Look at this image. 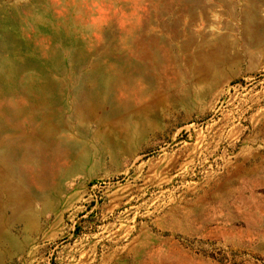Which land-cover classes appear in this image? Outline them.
I'll list each match as a JSON object with an SVG mask.
<instances>
[{
    "label": "rangeland",
    "instance_id": "1",
    "mask_svg": "<svg viewBox=\"0 0 264 264\" xmlns=\"http://www.w3.org/2000/svg\"><path fill=\"white\" fill-rule=\"evenodd\" d=\"M0 264H264V0H0Z\"/></svg>",
    "mask_w": 264,
    "mask_h": 264
}]
</instances>
